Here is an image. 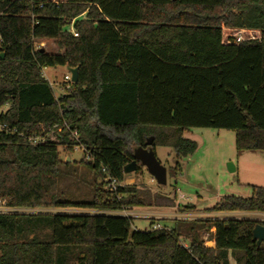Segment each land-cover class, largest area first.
<instances>
[{"label":"trees","instance_id":"1","mask_svg":"<svg viewBox=\"0 0 264 264\" xmlns=\"http://www.w3.org/2000/svg\"><path fill=\"white\" fill-rule=\"evenodd\" d=\"M44 39L62 52L36 48ZM0 53V124L11 130L0 132V204L97 211L0 213V264H264V243L251 235L264 221L176 220L136 231L130 217L109 212L173 208L175 199L134 184L109 191L103 181L124 180L133 145L193 154L189 128L232 130L237 151H264V0H0ZM56 66L77 67L58 96L43 75ZM76 146L94 175L87 202L60 198L69 162L60 149ZM205 210L264 213V187ZM211 229L213 247L202 235Z\"/></svg>","mask_w":264,"mask_h":264},{"label":"rangeland","instance_id":"2","mask_svg":"<svg viewBox=\"0 0 264 264\" xmlns=\"http://www.w3.org/2000/svg\"><path fill=\"white\" fill-rule=\"evenodd\" d=\"M35 47H41L48 53H61L62 49L53 39L35 41ZM52 84L56 96L63 91V79L68 73L64 66L43 69ZM183 136L196 142L195 152L186 157L176 159L171 148L157 146L154 150L159 163L167 170L165 185H158L142 166L139 172L127 173L120 185H136L174 198L177 206L167 207H132L124 209L120 214H129L132 229L148 231L150 228H167L174 226L176 220H209L224 219L226 212L206 211L227 195L249 197L252 186L264 187V151H237L235 148V133L227 129L189 128ZM137 148L132 146V150ZM84 149H73L66 153L60 149V158L69 159L67 165L60 167L59 191L61 200L75 202L90 201L93 196V173L83 160ZM88 159V158H86ZM179 163L175 175L169 171ZM228 164L234 168L228 170ZM187 205H195L198 210L184 211ZM30 213H97L94 210L66 208V209H21ZM148 213H151L150 215ZM113 214V213H112ZM118 214V213H114ZM264 214H253L249 217L263 218ZM228 217V215H227ZM232 218H244L242 214L230 215ZM264 221V220H260ZM213 229L202 232L204 245L213 241L209 238ZM77 264V262H73ZM230 264H234L233 259Z\"/></svg>","mask_w":264,"mask_h":264},{"label":"water","instance_id":"3","mask_svg":"<svg viewBox=\"0 0 264 264\" xmlns=\"http://www.w3.org/2000/svg\"><path fill=\"white\" fill-rule=\"evenodd\" d=\"M4 57L3 53H0V59ZM67 71L71 75V81H77V67H68ZM151 144V139L147 140V145ZM134 158L125 165L123 171L125 174L134 172L137 164L144 167L148 174L156 181L158 185H165L167 180V170L162 166L156 158L155 152L151 148L137 147L133 151ZM67 159L66 161H68ZM228 170L233 171L234 168L231 164H228ZM253 240L256 241V245L259 246L264 243V225L256 224L251 232Z\"/></svg>","mask_w":264,"mask_h":264},{"label":"built area","instance_id":"4","mask_svg":"<svg viewBox=\"0 0 264 264\" xmlns=\"http://www.w3.org/2000/svg\"><path fill=\"white\" fill-rule=\"evenodd\" d=\"M50 1L51 3H54V4H58L59 2H61L62 0H48ZM43 7V3H40L38 5V8H42ZM68 29L73 32L74 35H76V33L74 32L72 26L68 27ZM254 37L252 35H250L247 39L251 40L253 39ZM241 40H243L240 36L235 40L236 42H240ZM37 48V47H36ZM43 75L46 77V75L44 74L43 72ZM49 81V80H48ZM72 81H71V75L70 73L68 72L65 76H64V79H63V90H67L69 89L70 85H71ZM51 84V83H50ZM52 85V84H51ZM1 131H4V132H9L11 131L5 124H0V132ZM74 135H76V132H74ZM44 139V136H33V137H29L28 138V141H30L31 143H39L41 141H43ZM74 149H78L77 146L74 147ZM103 181L106 183V188L109 190V191H115L116 190V187L118 185H120L116 179L114 178H111L109 176H105L103 178ZM21 209L23 208H8L6 206H4L3 203L0 204V213H11V212H24L25 211H21ZM123 211V210H121ZM121 211H118L116 213H118L117 215H122V216H126V217H130L129 214L127 215L126 213L125 214H120ZM120 212V213H119ZM27 213H30V212H27ZM109 213H115V212H109ZM222 214H225V218H227V212L226 213H222ZM264 216V215H263ZM230 217V216H228ZM244 218H250V219H255V220H264V217L263 218H254V217H244ZM205 244V243H204ZM184 246H186V243H183ZM213 246H214V243H213ZM212 246V247H213Z\"/></svg>","mask_w":264,"mask_h":264},{"label":"crops","instance_id":"5","mask_svg":"<svg viewBox=\"0 0 264 264\" xmlns=\"http://www.w3.org/2000/svg\"><path fill=\"white\" fill-rule=\"evenodd\" d=\"M148 214L150 215L151 213H148ZM235 214H242L243 217H249V215H253V214H264V213H262V212H227V215L228 216L235 215ZM212 246H213V244H212Z\"/></svg>","mask_w":264,"mask_h":264},{"label":"bare ground","instance_id":"6","mask_svg":"<svg viewBox=\"0 0 264 264\" xmlns=\"http://www.w3.org/2000/svg\"><path fill=\"white\" fill-rule=\"evenodd\" d=\"M209 245H210V243H209Z\"/></svg>","mask_w":264,"mask_h":264}]
</instances>
